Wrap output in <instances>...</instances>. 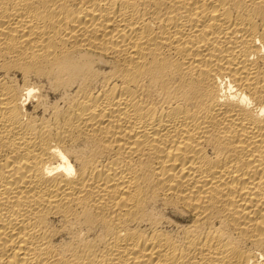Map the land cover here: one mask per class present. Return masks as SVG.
<instances>
[{
	"label": "bare ground",
	"instance_id": "bare-ground-1",
	"mask_svg": "<svg viewBox=\"0 0 264 264\" xmlns=\"http://www.w3.org/2000/svg\"><path fill=\"white\" fill-rule=\"evenodd\" d=\"M0 264H264V0H0Z\"/></svg>",
	"mask_w": 264,
	"mask_h": 264
}]
</instances>
